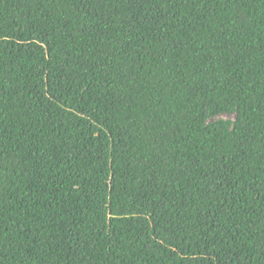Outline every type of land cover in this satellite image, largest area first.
<instances>
[{"label": "trees", "instance_id": "trees-1", "mask_svg": "<svg viewBox=\"0 0 264 264\" xmlns=\"http://www.w3.org/2000/svg\"><path fill=\"white\" fill-rule=\"evenodd\" d=\"M0 264H264V0H0Z\"/></svg>", "mask_w": 264, "mask_h": 264}, {"label": "rangeland", "instance_id": "rangeland-1", "mask_svg": "<svg viewBox=\"0 0 264 264\" xmlns=\"http://www.w3.org/2000/svg\"><path fill=\"white\" fill-rule=\"evenodd\" d=\"M227 119V117H225Z\"/></svg>", "mask_w": 264, "mask_h": 264}]
</instances>
